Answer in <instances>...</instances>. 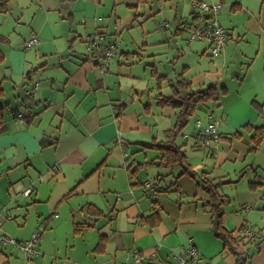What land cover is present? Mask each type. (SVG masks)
Instances as JSON below:
<instances>
[{
    "label": "crops",
    "instance_id": "1",
    "mask_svg": "<svg viewBox=\"0 0 264 264\" xmlns=\"http://www.w3.org/2000/svg\"><path fill=\"white\" fill-rule=\"evenodd\" d=\"M5 1L0 0V4ZM101 1L10 0L6 7L0 9V50L4 55L0 58L1 66L6 60L2 47L13 32L19 33L17 42L21 50H29L24 48V43L33 34H37L42 39L41 44L30 50H38L37 53L43 56L56 52L60 56V59H37L43 63L41 66L46 65L44 72L34 67V59L22 56L21 59L15 60L13 67H8L11 69L8 75L0 79V107H3L5 112L4 119L0 120V206H7V202H16L19 207L12 212L13 218L4 224L3 232L16 240L25 241L40 225L46 226V231L38 243L40 254L33 264H171L168 261L174 259L169 248L175 247L176 251L181 252L188 246V238H194L192 234L197 236L198 242L194 238L195 245L203 257L218 264H236L235 257L215 235L212 215L205 207L208 195L204 189L198 192L200 203L202 201L203 205L187 201L188 197L180 195L179 207L173 205V222L162 218L155 228H150L140 221L141 217L149 215L153 208L145 193L143 199H146V202L141 203L142 197H138L135 191H125L120 200L123 203V214L111 216L108 213V218L98 221L84 208L90 204L107 211V203L102 197L104 186L101 166L109 165L115 169L132 168L134 163L133 158L127 154L128 144L132 145L134 151L138 149L136 145L142 146L146 142L142 138L153 140L151 143L165 141L162 133L172 128L176 122L179 110L160 107L157 103L158 96L154 102L148 100L147 104H142V97L151 91L142 90L144 88L140 82L143 76L137 72L139 70L135 68L136 62L152 67L153 74H159L168 81L169 92L164 93L165 96L177 91L182 95L187 92L208 91L211 87L218 91V86L229 80L227 77L230 65L236 77H240L241 70L245 69L244 81L253 84L255 95L252 105L259 110L260 117L257 121H261V117H264V0H208L222 5L219 19L229 33V39L224 51L215 57L217 61L209 78L203 74L193 79L185 77L189 62L182 59L185 55L182 56L179 52L178 42L175 44L176 48L165 51L169 39L165 33L171 27L165 28L161 25L165 33L157 30V35L163 37V52L165 51L166 57L172 55L174 59H142V53L133 52L139 59L131 62V59H128L131 53L124 51L119 45L117 34L109 36V24L104 26L103 19L96 16ZM116 1H129L135 8L139 6V0ZM166 1L175 9L174 22L181 25L177 26L172 34L178 36L184 30L188 32V15L192 17L194 13L193 3L205 0H184L188 1V7L182 5L184 9H181L176 0ZM151 3L152 0L144 4ZM75 12H83L85 18H94V33V27H89L86 20L84 28H74L72 22ZM29 14L31 19L27 18ZM142 22L141 25L146 27L144 19ZM25 27H28V32L26 36H22L20 33ZM70 35L73 36L72 40ZM98 35L105 36L106 45L110 42L117 43L119 46L116 53L126 59L108 60L104 55L95 59L89 56L87 45ZM63 38L68 39L62 42ZM78 38L86 43V54L79 56L76 52V59H70L72 43ZM188 42H195L191 46L196 49V53L200 50L202 55H205L209 50L212 55L210 42L201 41L206 44L199 46L196 45L197 41H191L190 37ZM10 51L21 54L15 49ZM102 57L105 59H101ZM175 61L176 65L173 64ZM172 64L173 67L169 68ZM15 65H18V71ZM38 74L42 75L39 87L28 94L37 83L34 79ZM131 79L139 81H135L136 84H128L126 81ZM182 79L189 83V89L178 90L177 84ZM207 80L210 83L208 87L195 89L196 86L205 85ZM239 82L242 84L241 79ZM223 88L226 87L223 85ZM29 104L33 105L32 116L25 121H16V116L12 113L17 114ZM219 106L221 103H216L215 107ZM215 107L213 110L206 108V122L208 114L213 113ZM167 119H170V128H167ZM199 119L200 116L195 124ZM195 126L197 128V125ZM259 126L264 125L249 124L252 129ZM237 132L239 130L226 135L221 133L220 143L214 147L215 153L206 150L197 135H182L186 140L182 146L187 162L192 168L193 161L201 153L206 154V158L215 159L214 170L206 172L212 174L217 171L218 177L213 179L223 181V185L231 188L230 196L225 197V205L229 204L224 208L225 226L235 237L242 239L246 229L251 226L257 233L258 240L241 245V249L246 252V264L251 262L249 255L253 246L255 251L252 257L256 256L252 264H264V186L261 185L264 183V175H259L258 168L254 166L258 159H254L252 164L247 163L253 152L250 141L252 132L248 131L247 137L241 133L244 136L241 138L235 136ZM44 140H47V144H44ZM154 151H158L157 148ZM160 157L161 155L155 156L159 160ZM225 161L240 163L243 168L253 171V175L250 177L245 172L246 176L240 174L239 179H231L229 170L220 167ZM244 177L248 180L240 182ZM155 182L162 191L169 190L162 187L165 180L159 178ZM27 187L33 189L30 197L22 195V191ZM74 188L75 193L67 198ZM121 195L117 194L118 201ZM160 195L157 197L159 206L156 208L159 212ZM20 198L25 199L23 202L30 200L34 205H24L18 201ZM34 216L39 218L33 219L32 222ZM19 217L24 219L22 225L19 224ZM28 220L31 224L27 227ZM75 220L88 221L95 226L80 234H74ZM62 226L67 227L64 236L55 232ZM101 236L109 237V242L106 251L98 253L95 248ZM203 241L206 244H203ZM134 249L141 251L142 261L139 263L126 258V254ZM14 251V247H6L0 253V264H10ZM120 251L123 255L119 256Z\"/></svg>",
    "mask_w": 264,
    "mask_h": 264
},
{
    "label": "rangeland",
    "instance_id": "2",
    "mask_svg": "<svg viewBox=\"0 0 264 264\" xmlns=\"http://www.w3.org/2000/svg\"><path fill=\"white\" fill-rule=\"evenodd\" d=\"M136 1L137 0H135L134 2ZM176 1L180 3L181 9L188 7V1H184V0H176ZM205 1L211 3L208 0ZM183 4H185V7L182 6ZM98 5H99L98 6L99 10L96 16L98 18L103 19L102 24L104 26L109 24V27L107 29L109 30V33L107 32L109 36L114 33L117 34V41L119 42V45L122 47V49H124V51H129V53H131L130 54L131 57L128 58L131 59V62L136 61L135 59H139V56L133 55V52L142 53V59H174L172 55L166 57V54H164V52L166 50L170 51L174 49V47L176 48L175 44L178 42L177 46L179 47V52L181 53L182 56L185 55V57L182 59L185 62H189L188 64L189 67L185 69L186 78L193 79L196 77H200L203 74H206L207 77L209 78V75L211 74L210 72H213V65L216 63L217 58L210 55L209 50L206 52L205 55H202V51L200 50L196 53V49L195 48L193 49V46H191L194 45L195 42L192 44H189L188 42L190 37L189 31L187 32L186 30L185 32L184 30L178 36H172L176 27L181 25H176L178 23L174 22L173 16L175 15V9H172V4H169V2H167L166 0H152V3L150 5H146L139 1V6L137 8H135L133 4L130 5L129 1L118 3V1L116 0H102L101 3ZM82 13L83 12H75V17L72 22L74 28L76 29L78 27L84 28L85 20L87 21L89 27L92 26L94 27V23H96V21H94V18L93 19L85 18ZM143 16H145L146 18H141ZM28 17L29 19H31L32 16L29 14L27 18ZM188 17L190 18V22H192V17L190 16V14L188 15ZM142 19H144V22L147 23L146 27L145 25H141V23H143ZM166 23H168L169 27L171 28L167 29V32L165 33L161 25H164ZM11 30L13 32V29ZM157 30L167 34L169 38L166 43L167 48H165L164 52H163L164 44L162 43L163 37H159L157 35ZM27 32H28V27L22 28V32L20 33V35L26 36ZM94 32H95V27L93 33ZM18 34H19L18 32L16 33L13 32L12 35H9L10 36L9 40L2 47L6 54V60L2 66L0 65L1 67L0 79H3L5 75H8V71L9 72L11 71V69L8 67H13L12 64L15 62V60L21 59L22 56L26 59H34L33 61L35 63L34 67L37 68L38 70H42V72H44L45 68L47 67L46 65L41 66L43 63L38 62L37 59H60V56L56 54L57 52L54 54H48L47 56H43L41 53H37L38 50L37 51L21 50V48H19V43L17 42ZM69 38L70 40H72L73 36L70 35ZM67 39L68 38H63L62 42H66ZM40 41H42L41 38ZM203 44L206 43L201 42V40H198L196 42V45L199 46H202ZM72 46L73 47L70 52L71 54L70 59H76L77 56L76 52L79 56H84V54H86V43L81 41L79 38L72 43ZM11 49H15V51L21 52V54H18L16 52H11L10 51ZM25 54H29V55L26 56ZM149 55L151 57H149ZM101 59H105V58L102 57ZM112 59H126V58L118 53ZM176 63L177 61H175V63L173 64L176 65ZM173 64L168 67L169 68L173 67ZM157 67L159 68L158 63H157ZM15 68L17 71L19 70L18 65H15ZM135 68L139 70L137 72L140 74V76H143L140 85H142L144 89L142 88L141 89L146 91L147 90L151 91L150 94H147L144 97H142L143 105L147 104L148 100L150 102H154L157 96L169 92L168 81L159 74H153L151 71L152 67L150 66L147 67L145 66V64L136 62ZM244 71L245 69H242L241 76L236 77L234 71L232 70V66L230 65V68L228 70V77H227L229 78V80H227V83H222L218 86V93L220 96V100L218 101V103H221V106L215 107L213 113L216 119L220 122V132L224 133V135L228 133H234L235 131L239 130V132L243 133L244 136L247 137L248 135H246V133L248 132V130L246 126H248L250 123L255 125L257 124L264 125V117H261V121H257V119H259L260 117V112L258 109L254 107V105H252L253 102L252 100H254L253 98L255 95V91L252 88L253 87L252 82L244 81L245 79ZM41 76H42L41 74H38L37 77H35L34 81L40 83ZM239 79L242 80V84H240ZM135 81H139V80L131 79V80H127L126 82L128 84H132L133 82L136 84ZM208 82L209 81L207 80L205 85L196 86L195 89H204L208 87L210 84ZM223 85L226 87L225 89L223 88ZM255 106L257 107L256 104ZM203 108L204 109L197 110L193 114V116L189 118L190 119L189 123L182 131V135H189L192 137L197 135L198 130L195 126L196 125L195 121L197 120V117L200 116L201 119L204 122H206L205 112L207 109L206 107ZM175 123H177V119ZM175 123L173 124L175 125ZM167 124H168L167 128H170L171 127L170 119H167ZM164 125H166V121H164ZM165 133L166 132L162 133L164 140L166 138ZM182 135L178 136L177 138V144L179 145H182L186 141L184 140V136ZM136 137L142 138L140 135H136ZM142 139L146 140V142L143 143L144 145L152 144L151 142H153V140L148 138H142ZM144 145L142 146L136 145L138 149H135L133 151L132 145L128 144L127 152L129 153L127 154L129 157L133 158V163H134L132 165V168H130L129 170L115 169L114 167L109 165L101 166L100 173L103 178V186H104L102 197L104 201L107 203V211L106 210L104 211L106 213H110L111 216H115L116 214H120V215L123 214L122 212L123 203L120 202V200L126 192H130V191L132 192L135 191L138 197H142L140 199L141 203L146 202V199H143L144 198L143 193L145 191H148V189H142L140 184L139 186H135L133 188L132 184L139 182L142 183L148 182L152 184L155 183V181L159 178L165 180V183H163L162 187L169 189L168 191H165L162 194L161 193L157 194L158 196L161 194L159 197L161 201L160 214L162 218L167 220V222H173L171 220L173 205H178L179 207L180 197H181L180 195H182L183 197H188L187 201L197 202L199 205L202 204V201L200 203V197L198 193L199 191L201 192V190H203L202 173L206 171L211 172L212 170H214V167L216 166L215 159L206 158L207 157L206 154H204L206 156L205 157L202 153L197 155L196 159L193 161L194 166L192 169L193 172L197 174V177L195 179L192 176L186 174L181 175V172H183L182 167H175V169H173L165 164H161V160L155 158V156L157 157L160 156L158 155V151H154L153 148H145ZM259 146L260 147L258 150L251 152L252 157L248 159L247 163L252 164L253 162H255L254 159H258V161L254 163V166L258 168L257 170L259 175L263 176L264 175V139L262 140ZM140 149L141 151H139ZM136 167L137 170L135 175L133 176L131 171ZM220 167H222L224 170H229L230 178L234 180L239 179L240 174L245 175L246 174L245 172H247L248 176L253 175V171L247 170L248 168H243V166L240 163L235 164L229 161H225L221 163ZM206 177L208 179L217 178L218 177L217 171H213L212 174H208ZM247 180L248 179L244 177V179L240 182H245ZM220 192L223 195H225V197H229L231 194V188L228 185H223L220 187ZM118 193H120V195L123 194L119 198V201L117 200ZM24 200H25L24 198L22 199L20 198L18 201L23 202ZM117 202H120V204H117ZM26 203L28 204L30 203V205H34L30 200L27 202H23L22 204L26 205ZM6 205L11 209V212H14L15 210L19 209V207L17 206L18 204L16 202L14 203L7 202ZM150 205H152L151 201H150ZM10 206L14 209H12ZM228 206L229 204H226L224 205V208L226 209ZM31 211L32 210H30V212ZM131 211L132 209L130 208V212ZM38 215L41 216L39 212ZM37 218L39 217L34 216L31 219V221L33 222V219H37ZM23 222H24L23 217H19V224L21 223L22 225ZM30 224L31 222L30 220H28L26 226L28 227ZM66 231H67L66 226H62L60 229L55 230V232L60 236H64V233ZM192 236H194L195 240L197 241V236H195L194 234H192ZM185 240H186V236L184 238V241ZM203 244H206V242L203 241ZM254 251H255V246H253V248L250 250L249 259H251L250 260L251 262L249 264H252V262L255 261L254 259L256 255L252 257ZM120 255H123L122 251H120L119 256ZM10 259H11L10 264H23L21 256L19 255L16 249L14 251L13 256H11ZM168 262L171 264H178L174 260Z\"/></svg>",
    "mask_w": 264,
    "mask_h": 264
},
{
    "label": "trees",
    "instance_id": "3",
    "mask_svg": "<svg viewBox=\"0 0 264 264\" xmlns=\"http://www.w3.org/2000/svg\"><path fill=\"white\" fill-rule=\"evenodd\" d=\"M10 0H6L4 3L0 4V9H3L2 7H6L8 5ZM65 2H72L74 0H64ZM140 2L147 3L150 0H139ZM196 19V15L192 13V21ZM194 22V21H193ZM191 23V22H190ZM189 25V24H188ZM169 27V26H168ZM229 38V37H228ZM35 49V48H34ZM3 58V52L0 50V58ZM178 90H187L190 88L189 83L185 80H180V82L177 84ZM158 105L160 107H172L179 110L178 116H177V123L170 129L166 131V140L165 141H157L150 145H144L148 148L156 149L160 152V160L161 164H165L170 168L175 169V167H182L181 175H189L196 179L197 174L193 172V168L189 163L187 162V158L184 152V146H180L177 144V138L178 136L182 135V131L185 129V127L189 123V118L193 116V114L199 110L204 109L203 107H206L208 109H212L216 106V103L220 100L219 93L216 89L213 87L209 88L208 91H198V92H187L185 95H182L179 93V91L174 92L172 95H162L160 94L158 96ZM12 115L16 114L13 112ZM32 116V111L27 118ZM119 116V115H118ZM5 112L3 107H0V120L4 119ZM26 118V119H27ZM247 130L252 132L251 142L253 144L252 151H256L259 149V145L264 139V126L254 127L253 129L251 127L246 126ZM243 134V133H242ZM241 132H237L235 134L236 137L241 138L243 135ZM121 136V135H120ZM47 140H44V144ZM131 167H128V170ZM137 167L135 170L131 171L132 175L134 176L136 173ZM209 173L203 172L202 173V179L203 184L202 187L206 191L208 197L205 201V207L206 209L211 213L212 220H213V226H214V232L215 235L224 243V247L235 257L236 264H246L247 257H245V250L241 249V245L243 243V239L241 237H235L233 235V232H231L224 223V205L226 203L225 195H223L220 192V187L225 184L223 181H218L216 179H208L206 176ZM180 175V176H181ZM209 177V176H208ZM143 187V189H148V191H145V195L148 196V198L152 201V212L147 215L141 217L140 221L142 224L147 225L150 228L157 227L161 221L162 216L156 208L159 206V200L157 199L158 193L165 192L167 190L164 189L162 191L161 188L158 187V184L152 183L151 187L146 188L144 186L145 183L139 182V183H133V188L135 186ZM200 185V184H199ZM264 186V183L261 184ZM76 191V188L72 189L70 194L67 196L71 197ZM10 209V208H9ZM84 210H87L89 215L92 217H95L96 221L108 218V213H106L104 210L97 208L96 205H88ZM74 234H80L84 230L94 227L92 223L88 221H74ZM246 227L243 228V231H245ZM244 233V232H243ZM257 239V233L253 241L247 243H254ZM109 242V237L107 236H101L100 241L98 245L95 248V252L103 253L106 251V246ZM244 244V245H247ZM12 246V245H8ZM5 246L3 250L8 247ZM14 247V246H12ZM19 255L21 256V253L19 250L14 247ZM2 250V251H3ZM34 263V262H33Z\"/></svg>",
    "mask_w": 264,
    "mask_h": 264
},
{
    "label": "built area",
    "instance_id": "4",
    "mask_svg": "<svg viewBox=\"0 0 264 264\" xmlns=\"http://www.w3.org/2000/svg\"><path fill=\"white\" fill-rule=\"evenodd\" d=\"M194 14L196 19L189 23L188 31L191 41H208L210 42L211 53L213 57L220 55L227 46L229 33L221 25L219 14L222 10V5L218 3H209L206 1H195L193 3ZM165 28L169 26L168 23L162 25ZM40 36L33 34L24 43L25 49L37 48L40 44ZM117 43H108L106 45V38L104 35H98L92 38L87 45V54L95 59L99 56L104 55L108 60L112 59L118 50ZM39 87L37 82L33 89L28 91L31 94L33 90ZM33 105L29 104L24 107L21 111L16 114V121H25L27 116L30 115ZM197 125V136L200 137L203 146L206 150L214 152V147L220 143L222 138L220 132V122L216 119L213 113L208 114L207 122L204 123L201 119L196 122ZM215 153V152H214ZM146 188L151 187V184L146 182L144 184ZM33 193V189L30 187L25 188L22 191L24 197H30ZM13 214L8 206H0V253L3 248L8 245L16 247L21 253V259L23 264H32L35 258L40 254L38 249V243L41 240L43 234L46 231L45 225H40L31 235L28 240L19 241L11 236L6 235L3 232V227L6 221L11 220ZM256 232L249 226L246 229L243 243L247 244L254 240ZM161 245H158L160 247ZM173 259L178 264H218L213 262L211 259L203 257L197 246L193 237L188 238V246L184 247L181 252L176 251L175 247L169 248ZM126 258L129 260H134L136 263L142 261L141 251L134 249L126 254Z\"/></svg>",
    "mask_w": 264,
    "mask_h": 264
}]
</instances>
